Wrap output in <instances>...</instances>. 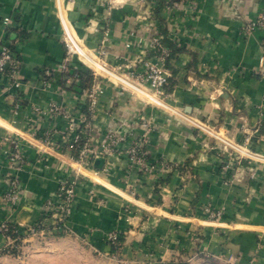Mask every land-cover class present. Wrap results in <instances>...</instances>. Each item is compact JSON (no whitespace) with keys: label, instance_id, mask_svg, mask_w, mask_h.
Listing matches in <instances>:
<instances>
[{"label":"crops","instance_id":"0c3cea01","mask_svg":"<svg viewBox=\"0 0 264 264\" xmlns=\"http://www.w3.org/2000/svg\"><path fill=\"white\" fill-rule=\"evenodd\" d=\"M170 2L0 0V20L11 18L6 28L0 24V40L11 44L20 61L19 86L9 75L0 76V222L9 219L22 228L41 221L60 237L57 241L77 239L103 256L110 254L105 236L116 229L123 236L118 255L128 262L165 264L185 255L191 263L212 257L227 264H264V76L254 74L260 68L263 32L245 34L242 29L264 7V0H186L178 8L169 7ZM104 30L109 33L108 57L114 62L140 67V60L152 55L148 45L157 31L174 50L165 107L99 82L102 93L93 119L94 143L108 128L123 131L128 126L141 134V122L148 120V157L171 166L158 179L129 170L120 152L106 171L93 174L78 169L65 146L53 148L39 140L52 122L30 108L32 103L63 99L54 86L42 89L39 78L66 60L65 32L91 51ZM68 62L81 66L76 56ZM66 97L67 108H76L77 100ZM15 106L19 114L13 123ZM27 119L36 124L37 137L30 135ZM56 124L65 131L64 120ZM12 139L19 141L24 157L16 172L8 163ZM224 142L244 146L249 154L240 157ZM76 171L87 177H79L67 233L56 235L60 230L46 216L45 203L56 201L59 183ZM9 173L21 187L12 212L2 202ZM125 179L137 185L135 196L125 191ZM207 205L222 210L217 220L207 218ZM31 241H21L23 253ZM6 243L0 236V252ZM1 261L29 264L0 253Z\"/></svg>","mask_w":264,"mask_h":264},{"label":"built area","instance_id":"2783aa9c","mask_svg":"<svg viewBox=\"0 0 264 264\" xmlns=\"http://www.w3.org/2000/svg\"><path fill=\"white\" fill-rule=\"evenodd\" d=\"M186 0L171 1L168 5L172 8H178L181 3ZM11 23L9 16H3L0 20L2 27L6 28ZM243 32L249 34L254 30H261L263 36L260 41L261 54L259 57V69L254 71L255 75L264 76V7L252 19L243 25ZM108 31H103V36L98 46L91 51L85 50L79 43L77 38L69 31L65 32L63 43L65 52L67 54L66 60L52 69H46L42 72L39 78V85L42 89L51 86L56 87L58 92L62 95L61 100H51L41 104H31V112L38 116L49 118L52 125L41 132L40 141L46 146L57 148L58 145L66 147L72 151L77 147V153L73 161L93 174H99L106 171L109 160L120 152L127 159V168L135 170L143 175H153L161 177V174L171 168L165 161L154 162L149 159V151L147 149V132L152 128L148 120H143L141 126L143 133L137 134L128 126H125L123 131L106 129L99 142H92V130L94 112L99 104V97L102 89L99 82L110 83L116 86L120 93H128L132 96L139 97L142 101L147 103L158 104L166 106L163 101L167 97L166 86L169 77L171 76L168 68L169 59L171 58V47L164 41V35L157 31L150 39L148 48L152 52L151 57H144L140 60V67L128 61H111L108 57L107 42L109 39ZM128 46V45H127ZM76 56L84 70H87L91 75L93 82L90 87L83 89L81 92L73 91L68 87L77 80V74L69 75L72 67L68 58ZM20 61L17 58L11 44L0 40V76L7 74L13 81L15 86L20 85L18 79ZM60 81H64L61 84ZM66 96H73L77 100L76 108L69 109L66 106ZM13 123L18 120V106L13 107ZM78 117V118H76ZM58 119L65 121V131L57 128L56 121ZM191 123L198 129L206 130V126L196 119H190ZM29 125L30 135L37 137L38 131L36 124L29 119L26 121ZM249 138H246L248 142ZM12 148L8 152L9 169L16 172L21 169L24 157L20 143L17 139H12ZM60 144H59V143ZM229 146L236 150L240 157L248 155V149L244 146L239 147L235 144L224 142V147ZM64 150L63 148H61ZM104 157L105 162L100 170L92 166L94 158ZM240 161V160H239ZM77 172L74 176L61 181L55 192L56 201L48 200L45 203L46 216L53 218L54 229H58L67 233L66 221L70 217L77 194V187L79 184V177L86 175ZM10 174V173H9ZM87 177V176H86ZM125 191L131 196L137 194V185L130 182L128 179L124 180ZM90 195H95L94 189L88 190ZM21 187L17 176L13 173L8 176V187L3 193L2 202L3 207L7 212H12L15 205L20 199ZM221 209H213L210 205L204 207V213L207 218L217 220L221 216ZM13 224L9 219H4L0 222V236L7 240L5 246L1 249H11L18 247L19 242L24 238L32 236H44L50 234L52 230H48L45 223L37 222L26 227H18L10 229ZM15 225V224H14ZM12 234L15 236L13 237ZM120 232L116 229L109 231L106 236V242L111 248L117 244ZM113 256H118V250Z\"/></svg>","mask_w":264,"mask_h":264},{"label":"rangeland","instance_id":"374dc122","mask_svg":"<svg viewBox=\"0 0 264 264\" xmlns=\"http://www.w3.org/2000/svg\"><path fill=\"white\" fill-rule=\"evenodd\" d=\"M73 168L75 167L73 166ZM75 170L77 169L75 168ZM54 237L56 236H53V234H48L45 237L32 236L30 238L33 241L30 242L31 246L28 247L27 252H22L23 242H19L14 253H4L3 251L0 253L10 255L12 260H29V264H141L122 260L119 255L113 256L111 253L103 256L98 252H93L77 239L57 241L60 237ZM32 251L34 254H31ZM180 259L187 260L189 264H227L212 257L198 258L199 262L194 258V263H191L185 255H175L170 260L179 261ZM0 264L8 263L1 261Z\"/></svg>","mask_w":264,"mask_h":264},{"label":"trees","instance_id":"16d2710c","mask_svg":"<svg viewBox=\"0 0 264 264\" xmlns=\"http://www.w3.org/2000/svg\"><path fill=\"white\" fill-rule=\"evenodd\" d=\"M171 1H175V0H171ZM11 48H12V46H11ZM173 51L174 50L172 49L171 54ZM68 74L69 75L77 74V80L74 81L72 84H70V86L68 87L69 89H72L73 91L81 92L83 89L90 87V85L93 82L92 75L87 70H84L82 68V66H80L79 68H76V69H74V68L70 69ZM170 77H169L168 84H167L166 88H168V85L170 84ZM60 82H61V84H64V81H60ZM76 153H77V147H74L72 149V154H71L73 158H75ZM14 228H17V226L14 224H11L10 229L12 230ZM63 234H64V232L61 230L56 233V235H63ZM12 236L14 237L15 235L12 234ZM122 242H123V236L120 235L119 239L117 241V244L113 245L110 248V253H114L117 250H119ZM15 251H16V247L3 250L4 253H14ZM165 264H189V262L187 260H181L180 259L179 261L169 260Z\"/></svg>","mask_w":264,"mask_h":264},{"label":"water","instance_id":"95a60500","mask_svg":"<svg viewBox=\"0 0 264 264\" xmlns=\"http://www.w3.org/2000/svg\"><path fill=\"white\" fill-rule=\"evenodd\" d=\"M104 162H105L104 157L98 156V157L94 158V160H93V162H92V166H93L95 169L100 170V169L102 168Z\"/></svg>","mask_w":264,"mask_h":264},{"label":"bare ground","instance_id":"6f19581e","mask_svg":"<svg viewBox=\"0 0 264 264\" xmlns=\"http://www.w3.org/2000/svg\"><path fill=\"white\" fill-rule=\"evenodd\" d=\"M76 166H77L78 169H81V168H82V167H80V166H78V165H76Z\"/></svg>","mask_w":264,"mask_h":264}]
</instances>
